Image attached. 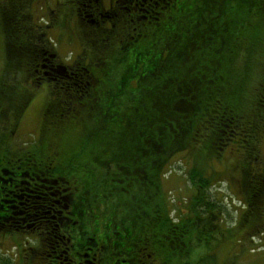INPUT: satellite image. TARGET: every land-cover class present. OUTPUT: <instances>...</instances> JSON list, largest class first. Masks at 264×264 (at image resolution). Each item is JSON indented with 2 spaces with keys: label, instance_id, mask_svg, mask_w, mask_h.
I'll return each instance as SVG.
<instances>
[{
  "label": "rangeland",
  "instance_id": "rangeland-1",
  "mask_svg": "<svg viewBox=\"0 0 264 264\" xmlns=\"http://www.w3.org/2000/svg\"><path fill=\"white\" fill-rule=\"evenodd\" d=\"M194 1L183 0L182 23L180 20L173 25L168 22L164 28L165 35L176 31L180 24L183 30L187 29V22L193 20L189 15ZM117 3L111 18L105 23L84 25L77 14L76 0H0V187L3 189H9L6 184L11 178L10 172L30 169L28 161L39 166L45 163L53 167L58 165L64 167L63 173L67 172L68 159L79 152L80 145L91 135L98 140L116 132L115 126L119 128L129 116L124 105L131 101L133 107L141 95V98L145 97L153 89V79L137 73L133 82L127 85L129 90L135 88L136 83L138 86L130 100L127 92L118 91V77L123 73L120 72L126 60L123 57L125 51L139 52L142 57L149 50L164 52L165 41L162 39H166L159 32L156 36L154 22L136 25V13L143 16L141 10L137 11L139 6L136 8L135 4H124L123 1ZM226 5L227 2L221 8ZM101 6L109 11V0H101ZM214 7L217 13L220 8ZM239 14H244L242 16L248 20H243L244 25L235 38L229 19L231 13L223 18L232 26L224 24L228 34L221 42L219 34H215L212 50L207 56L215 63L213 66L207 63V67H218L224 77L221 83L231 94L226 98L237 105L236 113L243 115L245 121L242 120L240 127L235 129L233 141H228L225 150L218 154L208 152L202 140L175 154L169 162L171 174L167 171L163 179L165 198L185 213V210L192 209L194 202L191 198L197 191L196 198L201 197L200 189L192 187L188 176L192 169H197L210 179L208 196L221 209L214 215L191 218L194 229L186 240L184 257L176 264H202L201 259L206 256L211 257L210 263L214 264H264V0H257L249 13ZM162 18L161 28L166 21V17ZM139 27L143 33L140 37L133 32ZM8 35L17 47L10 53L6 48L10 41ZM31 36L35 37L32 39ZM179 36L169 49L170 55L175 54L174 51L179 50L188 38L184 31ZM36 37L49 44L46 47L48 57H40L41 51L38 56L34 53L31 57L32 52L27 54L20 50L25 46L34 50ZM134 37L136 39L131 41ZM130 41L132 43L126 48ZM199 43V38L187 42L188 55L196 56L202 51L198 49ZM144 59L138 65L140 71L145 70ZM188 63L192 65V62ZM42 64L46 67H38ZM59 64L65 65L69 71L74 66L86 67L91 84L87 93L94 95L76 94L75 104L72 95L68 96L63 89L43 83V80L36 83L40 77H46L45 69ZM105 70L108 71L105 73ZM243 75L247 76L246 80ZM61 79L66 81L64 76ZM240 85L245 88L238 91ZM88 152L89 149L82 158ZM3 154L5 158L1 159ZM5 169L7 172L2 175L1 171ZM79 178L70 176V183H66L64 178L58 180L63 201L68 196L73 200L77 189L75 181ZM259 188L260 197L255 204L259 207V214L253 219L249 216V213L255 214L249 204V192ZM172 215H175L174 211ZM18 220L21 224L27 222L35 227V231H18L15 222L10 224L12 228L0 227V264H68L62 261V252L66 251L60 243V228L52 229L48 225L45 228L32 218L25 220L23 216ZM93 224L105 230L109 222L99 217V221H93ZM90 226L82 227L83 234L77 236L76 242L88 244ZM68 231L73 232L74 226ZM100 232L95 235L97 243L103 231ZM65 245L70 246L71 243ZM155 258L151 264H163L157 255ZM69 259L71 261V257Z\"/></svg>",
  "mask_w": 264,
  "mask_h": 264
},
{
  "label": "trees",
  "instance_id": "trees-1",
  "mask_svg": "<svg viewBox=\"0 0 264 264\" xmlns=\"http://www.w3.org/2000/svg\"><path fill=\"white\" fill-rule=\"evenodd\" d=\"M128 2H132L129 5L136 2V8L139 6L137 11L139 9L143 14L141 16L136 13L134 19L138 22L136 25L141 26L145 21L151 24L154 22L156 36L159 32L166 40L162 39L165 41L164 52L161 50L159 53H153L154 51L149 50L142 57L139 52L125 51L123 57H126V60L120 72L123 73L120 78L118 77V91L120 93L124 91L123 94L127 92L130 100L138 86L135 82V88L129 90L130 87L127 85L133 82L137 73L146 79H153L151 83L153 89L145 97L141 98V95L133 107L131 101L124 105L129 116L119 128L115 126L116 132H110L98 140L91 135L88 141L80 145L79 152L68 159L69 162L65 166L67 172L63 173L64 167L58 165L53 167L45 163L39 166L36 162L32 164V161H28L30 169L25 171L26 174L21 173L22 178L26 175L36 178L44 187L54 185L63 178L67 179L66 183H70L68 182L70 176L80 177L75 181L77 189L73 200L70 199L69 202L72 211L67 222L56 214H46L45 210L42 211L44 224L52 229L56 227L61 229L60 243L66 251L62 252L64 254L62 258L66 259V263L69 262V252L73 248L84 253L91 247L87 254L89 259L94 256L100 257L104 264H151L156 255L162 259L163 264H176L184 257L183 251L187 250L186 240L192 235L190 231L194 229L191 218L214 215L221 209L208 196L210 179L197 172V169H192L188 176L192 187L200 189V199L196 198L197 191L191 198L194 207L192 206L189 211L185 210V213L171 204L170 200L165 198L166 193L163 189V179L171 171L169 162L175 154L199 140L203 141L208 152L214 154L222 152L228 141H233L235 129L240 127L242 120L245 121L243 115H237V105L226 98L231 94L221 83L223 76L220 75L218 67H213L214 69L207 67V63H211L212 66L215 63L207 56L212 50L215 34H219L220 42L225 40L224 37L228 34L226 26L230 27L233 24L232 36L235 38L238 35L239 28L244 25L243 20H248L242 16L245 13L240 15L239 12L249 13L257 0H195L189 15L193 20L187 22V29L183 30L180 24L178 29L169 35L164 34L167 23L173 25L178 20L181 23L183 21L181 7L183 0H128ZM226 2L228 8L226 6L221 8ZM76 3L77 14L83 24L105 23L111 18L114 10L105 11L101 6V0H76ZM232 3L235 6H231ZM215 5L220 8L217 13ZM230 13L229 19L232 24L228 25L223 18L226 15L228 17ZM162 17H166V21L161 28ZM141 18L143 22L140 21ZM182 31L186 32L188 38L179 50L174 51L175 54L170 55L169 49L179 39ZM133 32L138 37L143 35L140 27L134 28ZM7 33L11 34V31ZM198 38L200 40L198 49L202 51L196 56L188 55L187 42H194ZM8 39L10 41L6 48L10 53V50L17 47L10 35ZM135 39L134 37L131 41ZM34 41H37L34 50H29L26 46L18 48L27 54L32 52L31 57L34 53L38 56L40 51L42 54L40 57H48L46 47L49 44L41 41L39 37ZM131 41L126 48L130 46ZM143 58L145 70L140 71L138 65ZM188 62H192V65ZM48 70L45 69L46 83L63 89L68 96L72 95L74 103L76 94H87V97L94 95L91 92L87 93L91 89V84L89 70L86 67L74 66L69 71L65 65L59 64L55 68L49 67ZM107 71L105 70V73ZM63 76L66 77V81H62ZM104 76L107 78L105 74ZM243 76L246 80L247 76ZM154 82L156 84L153 87ZM243 87L240 85L238 91ZM87 149L88 155L82 158L86 155ZM19 157L22 161V157ZM1 172L3 175L7 170ZM16 177H20L19 171ZM58 186L60 187L59 183ZM1 188V196L9 190ZM51 192L59 196L54 189ZM259 195L257 190L249 192V204L253 206L251 211L254 209L255 212L249 213V216L253 219L259 214V207L255 206L259 201ZM50 201L51 196L47 191L43 202ZM173 211L175 215H172ZM99 217L109 222L105 230L93 224V221H99ZM31 218L35 219V216ZM84 225H91L88 244L75 241L77 236L83 234ZM72 226L74 231H68ZM76 229L79 230L75 231ZM100 231L103 233L99 235L97 243L95 235L97 232L101 233ZM81 238L84 239L83 236ZM67 243L71 245H65ZM204 259H201L202 264H214L210 263L211 257L206 256Z\"/></svg>",
  "mask_w": 264,
  "mask_h": 264
},
{
  "label": "flooded vegetation",
  "instance_id": "flooded-vegetation-1",
  "mask_svg": "<svg viewBox=\"0 0 264 264\" xmlns=\"http://www.w3.org/2000/svg\"><path fill=\"white\" fill-rule=\"evenodd\" d=\"M117 1H123L124 4H131L132 2H128V0H114L113 2L109 0V7L108 9L115 8L118 3ZM135 1V0H130ZM117 4V5H116ZM136 5V2H135ZM108 11V10H105ZM52 55V54H51ZM49 56V55H48ZM43 61V60H42ZM46 66V64H43ZM43 65H40L38 67H41ZM43 69V67H42ZM37 71V70H36ZM45 73V71H44ZM47 76V75H45ZM38 80V79H37ZM46 82V77H40V80L37 81V84H40V81ZM4 154L2 155L1 159H4ZM2 164H0L1 168ZM24 169V168H20ZM21 171L19 172L20 177L17 178V171L10 172L11 178L7 182L6 186H8L9 190L1 196L0 194V222L1 227L8 229L12 228L10 227V224L17 223L18 224V231L20 230H30L35 231L33 226L29 225L27 222H24L23 224L20 223L18 220L20 216H23L24 219L31 218L32 216H35L34 222L41 223L45 228L47 227L46 224L43 223V212L45 210L46 214H53L57 215L61 220L68 221L69 215L72 211L70 203V197L66 198V201H63V196H60L59 192V186H57L56 183L54 185H51L49 187H44L36 178H33L31 176H25L24 178L21 177ZM26 174V172H25ZM11 182V184H10ZM15 182V184H13ZM13 186V188H11ZM61 187V186H60ZM1 188V187H0ZM3 189V187L1 188ZM54 189L56 194H59V196L54 195L51 191ZM47 191L49 192V195L51 196L50 203L43 202L44 196L47 194ZM259 193L261 192V189H258ZM18 192V193H17ZM3 198V199H2ZM13 217L15 219L13 220ZM9 224V225H8ZM3 231V230H2ZM74 249V248H73ZM70 250V257L71 261L69 259L68 264L70 262L72 264H102V258L94 256V258L89 259L90 257L87 255L88 251L91 250V247H88L86 249V252L82 253L81 251L76 250ZM63 261V259H62ZM66 261V259H64Z\"/></svg>",
  "mask_w": 264,
  "mask_h": 264
}]
</instances>
